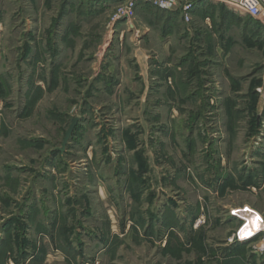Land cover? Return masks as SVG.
Returning <instances> with one entry per match:
<instances>
[{
	"label": "rangeland",
	"instance_id": "1",
	"mask_svg": "<svg viewBox=\"0 0 264 264\" xmlns=\"http://www.w3.org/2000/svg\"><path fill=\"white\" fill-rule=\"evenodd\" d=\"M116 3L0 0V264H264L263 26Z\"/></svg>",
	"mask_w": 264,
	"mask_h": 264
},
{
	"label": "built area",
	"instance_id": "2",
	"mask_svg": "<svg viewBox=\"0 0 264 264\" xmlns=\"http://www.w3.org/2000/svg\"><path fill=\"white\" fill-rule=\"evenodd\" d=\"M199 2L223 4L237 14L248 16L259 22L264 27V0H117L113 8V22L126 21L131 23L137 14L140 6H152L170 13L180 14L186 23L194 20V12ZM257 93L264 98V74L261 85L256 89ZM261 227L264 231V223ZM264 251V240L262 247Z\"/></svg>",
	"mask_w": 264,
	"mask_h": 264
},
{
	"label": "crops",
	"instance_id": "3",
	"mask_svg": "<svg viewBox=\"0 0 264 264\" xmlns=\"http://www.w3.org/2000/svg\"><path fill=\"white\" fill-rule=\"evenodd\" d=\"M220 13H222V15L225 16H221ZM226 15L228 16V19L225 18ZM194 17L195 19L202 20V24H200L201 31L200 30L198 31V33L200 32L201 36L202 34L205 33V30L217 29L218 33L215 32L213 36L220 38L222 37L221 40H223V32L225 30H229V29L231 30L236 26H239L241 23L239 20L240 19L239 14H236L235 12L230 10L227 6L223 4L212 5L209 2H199L194 12ZM212 18L214 19L213 21ZM189 30L191 31V28Z\"/></svg>",
	"mask_w": 264,
	"mask_h": 264
},
{
	"label": "water",
	"instance_id": "4",
	"mask_svg": "<svg viewBox=\"0 0 264 264\" xmlns=\"http://www.w3.org/2000/svg\"><path fill=\"white\" fill-rule=\"evenodd\" d=\"M78 121L79 119L78 118H74L73 121H72V124L71 126L69 127L68 131L66 132V135H65V139H64V142H63V146L61 148V152H64L65 149H66V146L68 144V142L70 141L74 131H75V128L78 124Z\"/></svg>",
	"mask_w": 264,
	"mask_h": 264
}]
</instances>
